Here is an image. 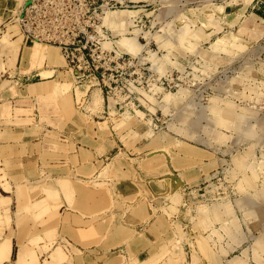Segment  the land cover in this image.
Instances as JSON below:
<instances>
[{
  "label": "rangeland",
  "instance_id": "obj_1",
  "mask_svg": "<svg viewBox=\"0 0 264 264\" xmlns=\"http://www.w3.org/2000/svg\"><path fill=\"white\" fill-rule=\"evenodd\" d=\"M129 1L138 7L109 12L104 25L118 53L140 57L145 63L144 69H131L133 77L127 78L137 88L144 87L132 96L139 100L133 110L115 106L96 80L77 83L65 63L47 64L60 68V126L71 133L70 139L74 134L81 149L89 146L103 153L111 144L104 171L95 177L82 173L78 191L61 184L51 168L33 181L15 179L14 190L9 184L4 189L16 201L11 207L9 200L0 202L2 217L17 234L19 245L25 242L33 257L35 250L41 254V264H66L72 259L60 258V187L67 199L81 198L79 214L85 218L91 213L92 224L100 223L105 214H113L114 221L138 200L149 199L163 203L161 215L154 210L157 220L167 217L156 228L165 235L158 242L165 252L152 262L264 264V24L248 16L259 0ZM23 2L0 0V90L12 87L9 73L20 52L15 57L14 40L20 38L21 47L26 42L13 22ZM144 3L149 6L140 7ZM113 12L126 14L124 30L107 24ZM74 20L72 11L66 21ZM122 35L136 39L137 53L119 47ZM22 58L26 68V57ZM94 91L103 98L97 108ZM170 93L175 100L166 101ZM121 95L129 93L125 90ZM127 98V103L133 100ZM155 138L166 143L158 147ZM148 158L153 159V167L147 166ZM125 161L129 165L132 161L133 183L120 181L130 178L117 171L126 166ZM99 164L102 168L103 162ZM84 190L93 192L90 198L112 199V210L90 212L84 206ZM145 224H151L149 217Z\"/></svg>",
  "mask_w": 264,
  "mask_h": 264
},
{
  "label": "crops",
  "instance_id": "obj_2",
  "mask_svg": "<svg viewBox=\"0 0 264 264\" xmlns=\"http://www.w3.org/2000/svg\"><path fill=\"white\" fill-rule=\"evenodd\" d=\"M248 16L264 24V1L259 0L256 5L253 4ZM21 41L19 56L15 55L18 59L9 73L12 87L0 90V202L8 203L9 200L10 207L14 205L16 197L4 187L9 184L14 190L15 179L27 177L33 181L44 176V173L47 175L48 168H51L55 175L59 174L61 184L71 185L72 189L78 191L81 186L78 182L82 180L80 175L86 173L100 176L105 169V160L112 151L111 144H106L104 153L89 146L81 149L74 134L73 141L70 139L71 133L63 129L64 125L60 126V68L55 67L66 64V61L55 57L54 64L51 62L54 54L52 49L38 45L33 48V43L27 41L21 47ZM15 49L13 45V52ZM23 56L26 57V68L23 67ZM50 71H53L52 75L43 76L44 72ZM66 86L69 88L68 84ZM82 94L79 89L76 90L77 96L81 97ZM93 136V142L96 143L97 137ZM70 141L73 145L77 143L76 148L72 147ZM119 156L118 153L115 158ZM148 159L147 166L153 167V162ZM101 162L103 169L100 168ZM124 163L126 166L121 165L118 174L126 173L130 178H121L120 181L133 183L136 174L129 171L132 161L130 165L127 161ZM175 173L178 174V171L175 170ZM61 189L60 258L66 255L72 259L66 264H134L130 261L132 258L138 260L135 264H156L151 259L165 252L158 246L165 235L156 229L159 221H167L166 215V218L157 220L158 213H162L159 206L163 203L149 199L147 202L138 200L130 211L117 214L116 220H112L113 214H105L100 223L92 224L91 213L85 218L79 214L81 198L73 196L67 199ZM83 193L87 197L84 206L90 212L96 214L97 210L103 208L106 211L112 210L110 207L113 200L109 197L100 195L90 198L92 191L84 190ZM154 210L158 213L154 214ZM3 211L0 210V264H41V254L38 256L35 250L36 256L33 257L25 242L19 245L17 234L12 233L6 218L2 217ZM10 217L13 221L14 214L11 216L10 213ZM148 217L151 224L146 226ZM11 227L14 229L13 224ZM143 255H147L146 260L142 259ZM123 258L126 260L122 261Z\"/></svg>",
  "mask_w": 264,
  "mask_h": 264
},
{
  "label": "built area",
  "instance_id": "obj_3",
  "mask_svg": "<svg viewBox=\"0 0 264 264\" xmlns=\"http://www.w3.org/2000/svg\"><path fill=\"white\" fill-rule=\"evenodd\" d=\"M148 6L144 3L140 7ZM135 7L129 0H25L13 22L18 24L24 41L60 48L77 83L84 78L96 80L115 106L133 110L138 99L132 96L144 87L137 88L135 81L130 83L127 78L133 77L131 69H144L145 63L140 57L118 53L104 22L113 10ZM72 11L75 20L67 22ZM125 90L129 96L123 97ZM126 98L133 100L127 103Z\"/></svg>",
  "mask_w": 264,
  "mask_h": 264
},
{
  "label": "bare ground",
  "instance_id": "obj_4",
  "mask_svg": "<svg viewBox=\"0 0 264 264\" xmlns=\"http://www.w3.org/2000/svg\"><path fill=\"white\" fill-rule=\"evenodd\" d=\"M25 1V0H24ZM16 3V2H15ZM23 4H24V2H23ZM23 4H21L22 6H23ZM20 5V6H21ZM1 9V8H0ZM18 12V11H17ZM16 16V15H15ZM106 21H107V24L109 25V26H112L115 30H119V27H121V30H124V25H126V23H128L127 22V17H126V14L125 13H121V14H118L117 12H113V13H111V14H109L108 15V17H107V19H106ZM1 27V26H0ZM131 36V35H130ZM192 36H197V35H192ZM185 41V40H184ZM186 41H189L188 39L186 40ZM20 38H18V39H15V41L13 42V45L15 46V55L16 54H18V50H19V47H20ZM32 43V42H31ZM190 43V42H189ZM117 44L119 45V47L121 48V49H123V50H125V51H128V52H130V53H137L138 51H139V49H140V47L138 46V43H137V41H136V39L135 38H130V37H127V36H125V35H122V37L118 40V42H117ZM191 44V46H193V44L192 43H190ZM33 46V48L35 47V48H37V45L38 46H42V47H46L47 49H49V50H51L52 49V52L54 51V54H53V56H51L52 57V60L53 61H51L52 63H54L55 64V61H56V59H55V57H59L60 58V60L62 61V59H63V62L65 61L64 59V57H63V55H62V52H61V54H60V52H59V48H56V47H54V46H49V45H43V44H32ZM218 47H220V45H218V44H216V45H214L213 46V48H215V49H217ZM61 51V50H60ZM67 66V64H65V67ZM68 67V66H67ZM66 67V68H67ZM44 73H46V72H44ZM48 74V73H47ZM93 92V91H92ZM95 92V91H94ZM91 95H92V100H93V105L97 108V107H99V106H101L102 105V96L100 95V94H98L97 92H95V93H91ZM175 94H172V93H170V94H168L166 97H165V99H166V101H171L172 99H174L175 100ZM92 113V112H91ZM94 113H95V111H94ZM126 114V116H130L129 114H127V113H125ZM142 115V114H141ZM166 143V141H165V139H162V138H155L154 140H153V144L154 145H157L158 147H162V145H164ZM156 151V150H155ZM166 151V150H165ZM157 152H159V151H157ZM160 153V152H159ZM158 153V154H159ZM162 154V153H161ZM127 159V158H126ZM238 160V159H237ZM150 161L152 162L153 161V159H150ZM238 164V163H237ZM117 165V167H119L120 166V164L118 163V164H116ZM259 175V174H258ZM169 176V175H168ZM167 176V177H168ZM170 178V177H169ZM168 178V179H169ZM164 179H165V177H164ZM171 182V181H170ZM170 185V184H169ZM170 190V189H169ZM174 193V192H173ZM171 196V195H170ZM209 217V216H208Z\"/></svg>",
  "mask_w": 264,
  "mask_h": 264
},
{
  "label": "water",
  "instance_id": "obj_5",
  "mask_svg": "<svg viewBox=\"0 0 264 264\" xmlns=\"http://www.w3.org/2000/svg\"><path fill=\"white\" fill-rule=\"evenodd\" d=\"M180 185V183L178 182L177 185H174V188L176 189L178 186Z\"/></svg>",
  "mask_w": 264,
  "mask_h": 264
}]
</instances>
